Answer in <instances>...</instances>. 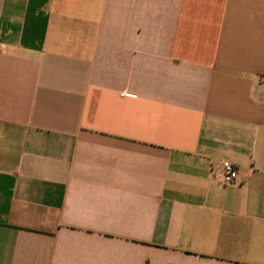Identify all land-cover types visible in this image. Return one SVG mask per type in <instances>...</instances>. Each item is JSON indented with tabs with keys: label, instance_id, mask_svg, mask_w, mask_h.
<instances>
[{
	"label": "crops",
	"instance_id": "1",
	"mask_svg": "<svg viewBox=\"0 0 264 264\" xmlns=\"http://www.w3.org/2000/svg\"><path fill=\"white\" fill-rule=\"evenodd\" d=\"M0 264H264V0H0Z\"/></svg>",
	"mask_w": 264,
	"mask_h": 264
},
{
	"label": "built area",
	"instance_id": "2",
	"mask_svg": "<svg viewBox=\"0 0 264 264\" xmlns=\"http://www.w3.org/2000/svg\"><path fill=\"white\" fill-rule=\"evenodd\" d=\"M220 176L222 184H231L237 179V169L229 161H223L220 165Z\"/></svg>",
	"mask_w": 264,
	"mask_h": 264
}]
</instances>
